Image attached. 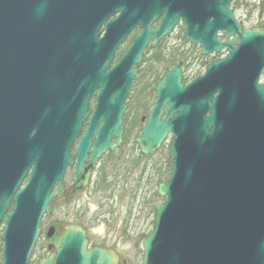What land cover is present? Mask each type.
<instances>
[{"label": "water", "instance_id": "1", "mask_svg": "<svg viewBox=\"0 0 264 264\" xmlns=\"http://www.w3.org/2000/svg\"><path fill=\"white\" fill-rule=\"evenodd\" d=\"M147 2L168 14L112 65L128 37L123 13L111 21L121 3L0 0V264H30L69 167L73 188H83L95 164L122 147L144 50L180 18L187 41L227 54L188 86L176 63L154 87L136 142L151 155L170 138L172 165L142 264H264V29L244 28L234 0ZM59 228L47 234L56 254L40 264H87L102 252L87 250L80 227Z\"/></svg>", "mask_w": 264, "mask_h": 264}, {"label": "flooded vegetation", "instance_id": "2", "mask_svg": "<svg viewBox=\"0 0 264 264\" xmlns=\"http://www.w3.org/2000/svg\"><path fill=\"white\" fill-rule=\"evenodd\" d=\"M111 1H117L118 3H121L117 6V12L111 16V21L117 20L122 13L124 14V18L120 19L121 22L125 18L128 19L126 22L128 37L119 46L112 64L114 65L130 48L137 35L145 32L146 29L156 30L159 28V26L163 23L165 16L168 14V7H162L161 11H156L154 7L148 5L147 0ZM148 7L151 9H148ZM181 9H183V6H180V10ZM180 10L178 6V12L176 15L180 13ZM186 33L187 24L183 18H180L178 24H176L165 37L157 42V44L154 45V39H150V43L144 50L141 63L138 66L137 77L131 86L126 100V111L128 117L132 111H147V115H144L140 119V122L138 121L136 115H134V113L132 114L130 119L132 121L131 124L133 128L141 125H143V127L145 126L150 112L154 109L155 100L158 97V93L154 87L163 80L166 73L173 71L176 63H180L183 66L182 83L185 86H188L197 78L205 75L212 59H220L222 56L226 55V52H223L221 55L204 54L200 45H194L193 43L186 40ZM218 36L220 37L221 41L224 40L221 32L218 33ZM132 95H134V97H132ZM91 106H93V103H91ZM143 127L141 128L139 135L141 134ZM126 134L127 130L125 126L124 140L126 139ZM78 142L79 140L75 145H77ZM102 160L103 158L95 164L92 170L91 178L83 188H73V176L75 168L69 167L66 171L63 182L65 188L64 194H60L58 196L56 203L58 201H63L66 203L78 200L80 195L86 191H89L91 186H93L95 179L97 180L98 186L101 167L99 171H97V169L98 164ZM109 162L111 161H108V163ZM82 177L83 172L81 173L80 178ZM54 207L55 205L53 206V212ZM51 218L52 216L48 219ZM106 222L111 224V221ZM50 223L51 224L49 225L47 234L55 225L60 226V228L57 230V233L62 232L67 226H77L84 230L85 239L87 241V250L96 248L102 251L100 255H95L94 261H90L87 264H142L143 262L144 253L142 248H140L138 252L123 250L118 247V244L111 243L113 241H111L110 234L95 235L93 228L80 221H51ZM149 234L144 235L143 239H145ZM114 242L119 243L120 238L116 239ZM53 254H56V251L53 248H50L48 237L46 236L44 251L36 264H40L42 260L48 259ZM101 257L102 259H100ZM30 264H33L32 260Z\"/></svg>", "mask_w": 264, "mask_h": 264}, {"label": "rangeland", "instance_id": "3", "mask_svg": "<svg viewBox=\"0 0 264 264\" xmlns=\"http://www.w3.org/2000/svg\"><path fill=\"white\" fill-rule=\"evenodd\" d=\"M236 17L246 27L261 26L264 28V0H236L233 3ZM261 83H264V75L261 78ZM134 97V95H132ZM135 114L140 122V119L147 115V111H132L126 121L127 133L131 134L125 139L124 145L116 150L115 154H106L103 160L98 164L97 171L100 167L107 166V170L113 172L109 168L111 163H117L120 159L130 161L135 159L140 153L136 139L139 136L140 130L143 127H132L131 117ZM132 128V129H130ZM169 142L168 140L162 149L155 154L154 158L147 162V166L141 165L135 168L130 174L129 180L124 182L122 178L115 177V173L110 174L111 188H98L97 180L93 186L82 195L78 200L72 202H57L55 201L54 212L51 219L45 218L42 224V235L36 245L33 253V264H36L41 257L46 236L51 221L59 222H76L80 221L93 228L95 235H111V243L118 244V247L123 250L138 252L141 248V241L144 235L149 234L154 227V217L150 214L149 205L150 197L154 191L158 190L159 184L149 182L153 176L151 173L158 170L153 165L159 164L161 161L165 163L169 157ZM161 156H163L161 158ZM108 161H111L108 163ZM165 170H166V166ZM96 177V176H95ZM142 177V179H140ZM163 200L161 197L158 201ZM106 221H111L109 224ZM3 230L0 229V262L3 251ZM120 238L119 243H115L116 239Z\"/></svg>", "mask_w": 264, "mask_h": 264}, {"label": "trees", "instance_id": "4", "mask_svg": "<svg viewBox=\"0 0 264 264\" xmlns=\"http://www.w3.org/2000/svg\"><path fill=\"white\" fill-rule=\"evenodd\" d=\"M139 113V111H137V114ZM135 115V114H134ZM128 120V114L125 117V121ZM131 134L127 133L126 134V138L128 136H130ZM115 154V153H110ZM155 155L152 156H144L141 152L135 157V159H129L130 161H123V160H119L117 161V163H111V166H109L110 170L112 169L113 172L108 171L107 166H103L100 170V176H99V180H98V188H111V181H110V174L111 173H115V177L118 178H122V180L124 182H127V180H129L130 174H132L134 172V170H136L135 168H139L141 167V165H146L147 166V162L150 161L151 159L154 158ZM163 156H161L162 158ZM164 161V160H163ZM161 161L159 164H155L153 165V167L158 168V170L153 171L152 176L153 178L149 181L151 184L155 181L158 184L162 183L163 181H165L168 177H169V173H170V168H171V162L169 157L166 158L165 163ZM166 166V170L165 167ZM140 179H142V177H140ZM100 182V183H99ZM159 195L157 191H154L153 194L150 197V204L152 206L149 205V210H150V214L153 215L154 219L156 217V204L159 200Z\"/></svg>", "mask_w": 264, "mask_h": 264}]
</instances>
